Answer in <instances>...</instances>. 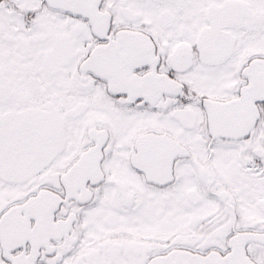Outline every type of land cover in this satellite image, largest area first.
I'll use <instances>...</instances> for the list:
<instances>
[{
	"label": "snow or ice",
	"instance_id": "snow-or-ice-1",
	"mask_svg": "<svg viewBox=\"0 0 264 264\" xmlns=\"http://www.w3.org/2000/svg\"><path fill=\"white\" fill-rule=\"evenodd\" d=\"M0 264H264V0H0Z\"/></svg>",
	"mask_w": 264,
	"mask_h": 264
}]
</instances>
